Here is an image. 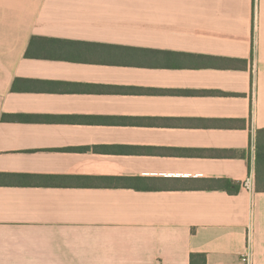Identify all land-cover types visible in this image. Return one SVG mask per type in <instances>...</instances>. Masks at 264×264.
Here are the masks:
<instances>
[{"label":"crops","instance_id":"crops-1","mask_svg":"<svg viewBox=\"0 0 264 264\" xmlns=\"http://www.w3.org/2000/svg\"><path fill=\"white\" fill-rule=\"evenodd\" d=\"M260 151L264 0H0V264H264Z\"/></svg>","mask_w":264,"mask_h":264},{"label":"trees","instance_id":"trees-1","mask_svg":"<svg viewBox=\"0 0 264 264\" xmlns=\"http://www.w3.org/2000/svg\"><path fill=\"white\" fill-rule=\"evenodd\" d=\"M20 176L32 177L26 174H21ZM228 189L233 191V189L230 187H228ZM256 189L258 191H264V153H261V151L258 155ZM191 264H206V255L192 254Z\"/></svg>","mask_w":264,"mask_h":264},{"label":"built area","instance_id":"built-area-1","mask_svg":"<svg viewBox=\"0 0 264 264\" xmlns=\"http://www.w3.org/2000/svg\"><path fill=\"white\" fill-rule=\"evenodd\" d=\"M243 187L247 188L248 190H253V179L250 177L245 180L243 183ZM240 264H254L253 252L250 246H248L246 252L241 256Z\"/></svg>","mask_w":264,"mask_h":264}]
</instances>
